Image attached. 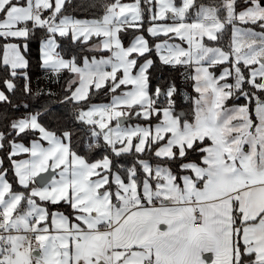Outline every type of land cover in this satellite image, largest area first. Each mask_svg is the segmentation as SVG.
I'll use <instances>...</instances> for the list:
<instances>
[{
	"label": "snow or ice",
	"instance_id": "6c2138e0",
	"mask_svg": "<svg viewBox=\"0 0 264 264\" xmlns=\"http://www.w3.org/2000/svg\"><path fill=\"white\" fill-rule=\"evenodd\" d=\"M143 4L0 0V104L26 110L0 116V264H264V0ZM33 46L58 94L34 92ZM153 54L183 85L151 84Z\"/></svg>",
	"mask_w": 264,
	"mask_h": 264
},
{
	"label": "trees",
	"instance_id": "16d2710c",
	"mask_svg": "<svg viewBox=\"0 0 264 264\" xmlns=\"http://www.w3.org/2000/svg\"><path fill=\"white\" fill-rule=\"evenodd\" d=\"M122 1H128V0H121ZM112 0H73V5L72 6H68V14H71L73 16H75L76 18L79 19H92V18H98L102 15L103 13V5L107 4V3H111ZM177 2H179V0H177ZM198 2L200 3H214L216 2V0H198ZM93 5H95V7H93ZM141 7H144L143 4V0H141ZM148 26V22H147V14H145V22H144V28L146 29ZM133 33L135 34H143L145 35V37L147 39H149L150 43H153L154 41L152 40L151 37L148 36L146 31H136L134 29H129L128 34L123 36V42L125 44V46H127L130 42V38L132 37ZM228 38L225 37L223 43H227ZM64 47L67 48L68 44L66 42H64ZM76 52H81V49H83L82 51V55H86V56H93L94 54H99L100 53H89L87 51L86 48H84L83 45L80 46V48H76V46H72ZM31 55V60H30V67L28 69V74L31 78V83H32V88L35 92V90L37 89H41V90H51L53 93H59L61 90L60 85L64 83L63 80H61L60 84L55 83L54 80L49 78V74L44 72L42 69H40L37 65V56H38V52L36 50V47L33 46V51L30 54ZM96 55V56H97ZM152 59L155 61V65L152 69H150V73H151V84L153 86H155L158 83H163L167 80H169L171 77H175L176 78V82L180 85H183V78L180 76V72L183 71V69L180 70H175L172 68H169L167 66H162L159 63L158 58L155 56V54H153ZM20 84H23V81H20ZM185 91H191L190 87H185L184 88ZM110 98V96H106L104 94V92L99 93L98 96L93 98V102H98V101H108ZM13 103L14 104H19V105H24V104H28L30 105V109L31 111H36L39 110V106L41 104H45V105H56L58 103V100L53 97L51 99V101H49L46 98H40L38 96H33V97H26L23 95L22 92L18 91L16 96L13 98ZM70 107V106H69ZM25 109L23 107L19 108L18 110H9V107L6 105H2L0 104V116L7 114L9 116L10 119H15L17 117H19L20 115L25 113ZM56 115V112H53V116L51 117H47L45 122H49L50 126L55 129L56 127V121L54 119ZM0 130L2 129V125H0ZM31 135L26 136L22 141V143H25V145L29 144V141L31 140ZM87 141V137H83L80 134H75L73 136V140H72V148L73 150L77 151L79 154L81 155H85L86 154V150H85V143ZM100 152L99 150H97L94 153H88V155L90 156H94L95 158H99L100 157ZM2 155V154H0ZM115 164H120V163H126V161H124L123 159L120 160H115L114 161ZM5 166H8L7 161H5ZM63 208V206H61Z\"/></svg>",
	"mask_w": 264,
	"mask_h": 264
},
{
	"label": "rangeland",
	"instance_id": "374dc122",
	"mask_svg": "<svg viewBox=\"0 0 264 264\" xmlns=\"http://www.w3.org/2000/svg\"><path fill=\"white\" fill-rule=\"evenodd\" d=\"M122 3H128V4H130V3H134V0H128V1H122ZM143 8V7H142ZM170 22V21H169ZM148 26H149V24H148ZM147 26V27H148ZM139 35V34H138ZM90 42V41H89ZM176 42H179V41H176ZM89 45H90V43H89ZM186 46V45H185ZM97 55V54H96ZM96 55H93V56H96ZM102 55V53H100V56ZM98 58H100V57H98ZM129 87H131V86H129ZM122 88H123V86H122ZM119 91L120 90H117V93H119ZM108 102H110V98H109V100L108 101H104V102H102V101H98V102H94V103H108ZM131 123H142L141 121H135V120H133V121H131Z\"/></svg>",
	"mask_w": 264,
	"mask_h": 264
},
{
	"label": "crops",
	"instance_id": "0c3cea01",
	"mask_svg": "<svg viewBox=\"0 0 264 264\" xmlns=\"http://www.w3.org/2000/svg\"><path fill=\"white\" fill-rule=\"evenodd\" d=\"M99 39L100 38H97V37H93L92 38V40H90V45L93 43V42H98L99 41ZM94 55H96V54H94ZM102 55H107V53H102ZM98 57H100V55L98 54L97 56H96V58H98Z\"/></svg>",
	"mask_w": 264,
	"mask_h": 264
},
{
	"label": "water",
	"instance_id": "95a60500",
	"mask_svg": "<svg viewBox=\"0 0 264 264\" xmlns=\"http://www.w3.org/2000/svg\"><path fill=\"white\" fill-rule=\"evenodd\" d=\"M51 173H44V174H42V176H45V177H47V176H49Z\"/></svg>",
	"mask_w": 264,
	"mask_h": 264
}]
</instances>
